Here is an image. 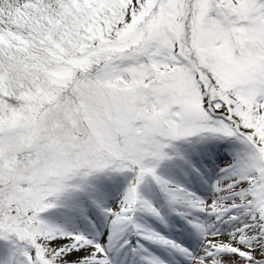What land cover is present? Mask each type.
<instances>
[{"label":"snow or ice","instance_id":"obj_1","mask_svg":"<svg viewBox=\"0 0 264 264\" xmlns=\"http://www.w3.org/2000/svg\"><path fill=\"white\" fill-rule=\"evenodd\" d=\"M0 264H264V0H0Z\"/></svg>","mask_w":264,"mask_h":264}]
</instances>
